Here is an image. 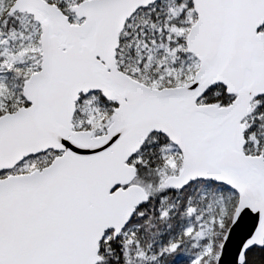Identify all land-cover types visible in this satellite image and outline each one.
Returning a JSON list of instances; mask_svg holds the SVG:
<instances>
[{
	"label": "water",
	"instance_id": "obj_1",
	"mask_svg": "<svg viewBox=\"0 0 264 264\" xmlns=\"http://www.w3.org/2000/svg\"><path fill=\"white\" fill-rule=\"evenodd\" d=\"M160 0H84L71 23L55 4L15 0L8 14L40 27L41 61L22 88L26 105L0 116V171L47 151L41 169L0 179V264H97L99 243L130 223L148 197L128 164L152 133L180 152L175 189L203 180L238 197L216 264H246L264 246V159L243 151V120L264 95V0H191L186 51L199 66L182 86L152 88L118 69L119 35L139 10ZM235 99L199 105L213 85ZM116 101L106 132L73 131L81 95Z\"/></svg>",
	"mask_w": 264,
	"mask_h": 264
},
{
	"label": "trees",
	"instance_id": "obj_2",
	"mask_svg": "<svg viewBox=\"0 0 264 264\" xmlns=\"http://www.w3.org/2000/svg\"><path fill=\"white\" fill-rule=\"evenodd\" d=\"M45 1L55 4L72 23L73 14L70 8L84 0ZM195 21L196 15L191 0H160L147 8L139 9L126 22L119 35V46L115 54L118 69L152 88L184 85L191 78L185 69L196 64L195 57L187 53L185 45L188 31ZM14 26L10 17L3 28L7 30L8 27ZM261 31L264 33V25ZM36 58L39 59V52H36ZM38 64L36 62L34 68L26 75L23 70L19 78L16 77V73L10 71L18 87H21L31 74L38 71ZM166 68H172L174 73L165 75ZM234 99V95L225 92L223 85L216 84L209 88L197 103L227 107ZM20 100L19 105L13 106L7 112H13L21 105H26L22 97ZM117 106L116 101L105 100L99 92L81 95L75 104L72 124L76 129L95 133L107 130L113 121ZM95 108L99 110V115H103L99 123L95 121L96 115L92 112ZM243 123L244 153L249 156L263 155L264 159V95L251 103ZM167 146L173 145L166 137L152 133L140 151L128 162L136 170V184L142 186L148 193L147 201L136 209L131 221L140 224L144 230L143 237L133 232L125 238L121 235L114 238L110 231V236L99 243L100 261L97 264H174L181 248L189 245L193 239L184 237L181 231V221L186 217L184 206L192 191L190 188L206 182L197 180L181 190L173 188L160 192L163 178L175 176L182 166L180 155L173 157L165 154ZM53 155L56 153L50 150L27 158L24 160V163L30 164V170L27 172L47 166L54 158ZM223 188L232 191L225 186ZM163 196L167 197V204L171 206L166 212L163 209ZM178 198L180 200L177 202ZM230 223L231 219H228L219 226L216 225L213 237L214 253L211 257L204 258L202 264H216L220 245ZM180 239L181 245H176ZM204 242L205 239H201L199 246ZM246 264H264V246L250 249L246 255Z\"/></svg>",
	"mask_w": 264,
	"mask_h": 264
},
{
	"label": "rangeland",
	"instance_id": "obj_3",
	"mask_svg": "<svg viewBox=\"0 0 264 264\" xmlns=\"http://www.w3.org/2000/svg\"><path fill=\"white\" fill-rule=\"evenodd\" d=\"M14 1L15 0H0L1 114L9 111V109H11L13 106H17L18 103L20 104V97L23 98L22 88L24 82L26 81L22 83L21 87H18V84L15 82L14 76L10 71L14 72V74L16 73V77L19 78L22 75L23 70L26 75L27 72L34 68L36 62L37 64L39 62V70L41 61L40 27L36 22L33 21L32 17L27 14L14 13V15H9L8 11ZM74 7L70 8V11L73 14L72 23L79 24L80 21L76 19L73 11ZM10 17H12V23L15 26L8 27L7 30H4L3 25L6 24L7 19ZM36 52H39L38 60L36 58ZM194 65L185 69L186 73L191 76L190 80L193 79L194 74L198 69L199 63L197 59L196 64L194 63ZM172 71V68H166L165 75H170ZM92 112L96 115L95 121L99 123L102 120L103 115H99L100 112L96 108ZM243 126L245 127L244 123ZM79 130L80 129H76V127L73 125V131ZM90 132L92 136H98L99 133L104 134L106 130H99L98 133H95L94 131ZM165 154L174 157L180 155V152L173 145L167 146ZM261 156L263 157V155ZM29 165V162L24 163L23 161V163L18 164L12 170L1 171L0 179L10 174L27 172L30 170ZM178 173L179 172H177L175 175ZM167 179L168 177L163 178V186L159 188L160 192L162 193L169 189H173V187H171L167 182ZM209 183L211 182H206L205 184L190 188L192 191L186 199L184 206L186 217L181 221V231L184 237H193V239L189 242V245H185L183 248H181L176 256L174 264H202L204 258L211 257V255L214 253L213 237L215 234L214 229L216 228V225L219 226L221 222L232 219L233 213L237 206V194L233 190L232 192L223 188V185L215 187ZM146 194L148 196L147 191ZM179 200L180 198L177 199V202ZM162 203L164 212L168 211V208L171 206L167 204L166 196H163ZM131 221L127 226L128 233H138L141 235V237H143L144 230L140 224L132 223ZM109 236L110 234H107V238ZM201 239H205V242L199 246V241ZM181 242L182 240L180 239L178 242H176V245H181ZM196 248L197 250H195Z\"/></svg>",
	"mask_w": 264,
	"mask_h": 264
},
{
	"label": "built area",
	"instance_id": "obj_4",
	"mask_svg": "<svg viewBox=\"0 0 264 264\" xmlns=\"http://www.w3.org/2000/svg\"><path fill=\"white\" fill-rule=\"evenodd\" d=\"M130 234H132L131 232L130 233H128V231H127V227L121 232V236L123 237V238H125L126 236H128V235H130ZM105 240L107 239V235L105 236V238H104Z\"/></svg>",
	"mask_w": 264,
	"mask_h": 264
}]
</instances>
